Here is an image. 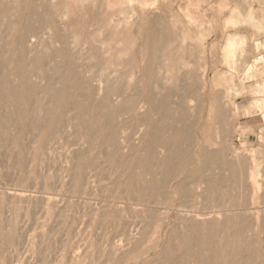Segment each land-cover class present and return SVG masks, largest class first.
Wrapping results in <instances>:
<instances>
[{
  "label": "bare ground",
  "instance_id": "6f19581e",
  "mask_svg": "<svg viewBox=\"0 0 264 264\" xmlns=\"http://www.w3.org/2000/svg\"><path fill=\"white\" fill-rule=\"evenodd\" d=\"M46 7L41 14L50 26ZM30 19L15 21L13 29L24 23L30 36L36 32ZM9 22V10L0 0V264H13L11 254L21 253L23 245L41 264H50L47 256L56 251L62 253L61 264H122L143 246L144 258L137 264H264V253L255 245L264 235V222L253 230L246 218L249 209L239 196L243 181L238 162L203 143L193 149L185 114L173 113L176 103L171 99L177 90L168 83L172 75L162 71L169 63L161 59L173 54L168 34L161 32L164 23L147 22L142 67L132 56L123 58L125 50L118 45L110 46L95 71L96 66L81 65L67 47L54 51L36 45L38 32L26 45L11 40ZM112 23L117 41L132 26L129 18ZM132 46L127 44L129 55ZM55 58L62 61L55 63ZM33 76L45 83L33 82ZM64 90L69 95L60 104ZM78 92L81 100L76 99ZM63 142L78 146L71 165L60 168L70 177L69 184L60 171H50L53 167L39 173ZM91 173L97 178L95 193L89 191ZM14 174V188L1 187ZM57 185H71L79 199L88 195L97 201L86 215L102 230L106 248L91 238L87 244L84 238L81 247L70 239L58 247L56 229H46L47 224L57 211L62 220L75 204L60 209L51 197ZM23 219L37 227L27 231L25 242ZM83 246L92 253L89 263L79 252Z\"/></svg>",
  "mask_w": 264,
  "mask_h": 264
},
{
  "label": "rangeland",
  "instance_id": "374dc122",
  "mask_svg": "<svg viewBox=\"0 0 264 264\" xmlns=\"http://www.w3.org/2000/svg\"><path fill=\"white\" fill-rule=\"evenodd\" d=\"M2 3L9 10L10 22L6 28L13 32L10 34L11 40L15 37V41L18 38L26 45L27 38L37 36L38 32L40 35L37 36L36 45H47L48 49L54 51L67 47L78 56L81 65L96 66L95 71L101 67L110 46L115 49L118 45L125 50L121 53L123 58L132 56L136 59V66L142 67L145 64L142 47L146 24L150 20L164 23L167 27L161 32L168 34V44L173 54L171 58L161 59L169 63L168 68L162 67V71L168 72L169 78L172 75L168 83L177 90L171 99V102L175 101L172 103H176H171L173 113L177 117L185 114L186 122L192 127L190 139L193 149L203 143L204 147L211 150L222 151L229 161L238 162L243 181L239 196H243L246 209H249L246 218L252 221L253 230L261 228L264 222V0H2ZM44 7L49 11L48 14L51 13L53 21L50 26L42 15L45 13ZM28 17L36 29L35 33L28 36L24 32V23L16 26V31L13 29L15 21L24 22ZM119 18H129L132 26L117 41V31L112 22ZM3 32L0 33L3 35ZM16 44L18 42L14 43V47ZM127 44L133 45L130 55ZM61 61L57 58L54 60L55 63ZM25 69L28 67L25 66ZM188 76L192 80L187 79ZM31 79L35 83L41 80L35 76ZM179 79L182 82H177ZM40 83L45 82L42 80ZM64 92L58 100L60 104L66 102L69 95V91ZM80 94H76V99L81 100ZM174 122L170 121L171 124ZM58 147L51 157H47L39 173H49V167H53L55 169L51 172L58 170L61 176H65L62 170L71 165L70 157L78 146H68L63 142ZM226 173L229 176L231 174L230 171ZM17 177L14 174L1 187L11 191ZM64 180L67 184L71 182L70 177L65 176ZM96 180L95 174L91 173L90 182L94 183L90 192L91 189L93 193L97 190ZM104 182L108 183L109 180ZM51 195L58 200L60 209H66L68 203L75 204L62 220L57 211V216L47 224L46 229H56L54 237L58 247L68 239L76 243L75 247L77 243L81 247L84 238L86 244L87 239L91 238L93 244L106 248L102 230L97 229L91 217L86 215L89 206L97 207V201L92 196L83 195L79 199L71 185L64 188L57 185ZM76 204L80 206L76 208ZM40 216L43 213H39ZM191 217L194 220L197 218L196 215ZM23 220L22 228H27L24 230L25 242L27 231L30 229L34 232L37 227L33 225L34 222L30 224L26 219ZM43 222L41 220L40 224ZM263 239L264 235H261L255 245L264 253ZM87 247L83 246L79 252L83 260L89 263L92 253L85 252ZM20 250L18 255L11 254L13 264H41L39 258L29 252L25 245ZM139 251L127 255L122 264L140 262L144 258L145 247ZM61 256L62 253L56 251L47 258L50 264H61ZM2 259L0 255V262Z\"/></svg>",
  "mask_w": 264,
  "mask_h": 264
},
{
  "label": "crops",
  "instance_id": "0c3cea01",
  "mask_svg": "<svg viewBox=\"0 0 264 264\" xmlns=\"http://www.w3.org/2000/svg\"><path fill=\"white\" fill-rule=\"evenodd\" d=\"M257 104H260L259 102H257ZM237 111H238V109H237ZM239 113V112H238Z\"/></svg>",
  "mask_w": 264,
  "mask_h": 264
}]
</instances>
